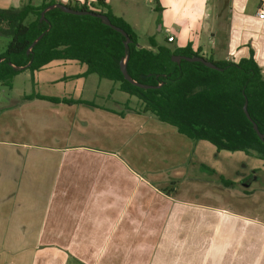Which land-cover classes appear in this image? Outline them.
Here are the masks:
<instances>
[{
    "label": "crops",
    "instance_id": "1",
    "mask_svg": "<svg viewBox=\"0 0 264 264\" xmlns=\"http://www.w3.org/2000/svg\"><path fill=\"white\" fill-rule=\"evenodd\" d=\"M59 2L106 10L97 0ZM105 2L141 47L154 37L214 60L253 53L264 73V0H159V10L154 0ZM86 71L78 60L55 59L22 71L0 95V264H264V193L248 205L257 156L226 150L245 162V171L228 173L202 157L205 146L210 156L217 149L210 142L193 161L189 137L134 110L136 96L103 104L119 83L108 87ZM32 93L93 104L23 98Z\"/></svg>",
    "mask_w": 264,
    "mask_h": 264
},
{
    "label": "trees",
    "instance_id": "2",
    "mask_svg": "<svg viewBox=\"0 0 264 264\" xmlns=\"http://www.w3.org/2000/svg\"><path fill=\"white\" fill-rule=\"evenodd\" d=\"M58 2L48 0L35 5L30 0L17 7H0V33L11 38L0 53L1 85L13 87L16 75L26 69L33 74L55 59H75L87 65L85 75L95 73L118 82L122 91L136 96L140 107L133 109L137 112L152 113L181 134L209 141L218 150L245 151L264 159V139L254 128L256 122L264 133V73L253 53L239 61L207 58L220 69L186 59L177 62L172 59L174 55L196 56L201 55L200 51H195L191 44L171 48L158 44L154 37H149L151 48L141 47L134 28L116 16L105 0L97 3L106 10L93 9L97 6L92 2L69 4L76 9L106 14L127 31L131 41L126 49V37L101 18L68 13L58 6L49 8ZM154 2L159 10V0ZM122 58L127 60L128 72L134 80L154 87L145 88L127 80L121 70ZM35 97L93 104L38 93L23 98ZM246 101L252 120L244 111Z\"/></svg>",
    "mask_w": 264,
    "mask_h": 264
},
{
    "label": "rangeland",
    "instance_id": "3",
    "mask_svg": "<svg viewBox=\"0 0 264 264\" xmlns=\"http://www.w3.org/2000/svg\"><path fill=\"white\" fill-rule=\"evenodd\" d=\"M153 29H157L155 27H153ZM11 40V38L7 35H4V34H1L0 33V51L3 52V50L6 49L9 41ZM140 41H143V37L140 39ZM105 82H107V86L108 87H111L112 85L116 84L117 82L113 81V80H110V79H107L105 78ZM117 85V84H116ZM0 87L2 88V91L0 92V95L3 96V95H7L9 92H11L10 88L6 87V86H2L0 85ZM18 91H21L22 90V85H18ZM122 97H130V95L124 91H120V90H117L113 97H111L110 99H99V101H101L103 104H106L110 107H116L119 106L116 102V100H121ZM135 98V101L133 102V105H136V103L138 102V98L137 97H134ZM134 100V99H133ZM125 104H123L124 106ZM159 120V119H157ZM160 124H163L164 126H172L168 123H162V121H158ZM173 128H175L173 126ZM176 130V128H175ZM178 132V131H176ZM183 136V138H185L186 140L188 139V137L184 136V135H181ZM189 140V150H190V157L193 158V161H195L196 157H198V155L200 154V146L201 144H206V145H212L209 141H206V140H193V139H188ZM195 142H199L198 145L196 146V143ZM213 146V145H212ZM196 147V148H195ZM151 149V148H150ZM151 150H154V149H151ZM150 150V151H151ZM157 150V149H156ZM195 150V154L192 156L193 154V151ZM151 153H154V152H151ZM181 156H183L182 152H180ZM228 154H234L232 155V157L235 159H231L230 156H227ZM239 153H234V152H228L226 150H217L215 149L214 152H212V155L210 156V153L208 152V148L207 146H205V151L203 152L202 154V157L205 158L208 162H213V161H218L217 165L218 167L220 166L222 169H224L226 172L228 173H236V172H243L245 171L244 168H245V162L241 161L240 159V156L238 155ZM250 154H254V153H250ZM253 156H257L256 154H254ZM257 158H260V157H253V161L255 162V160H259L258 161V165H260V170H259V175L258 177L256 178L257 180H253L252 181V189L254 190V201H250L248 203V205H254L255 206V202H256V195H259V194H263L264 193V166L261 165V161L260 159H257ZM229 162H233L234 164H232V167L227 165V163ZM264 162V161H263ZM253 164H256V163H253ZM197 165V163H196ZM252 165V164H251ZM233 169V170H232ZM250 169V168H249ZM249 171V170H247ZM253 172V170H250V173ZM249 173V172H247ZM237 188H241L240 186L237 187Z\"/></svg>",
    "mask_w": 264,
    "mask_h": 264
},
{
    "label": "water",
    "instance_id": "4",
    "mask_svg": "<svg viewBox=\"0 0 264 264\" xmlns=\"http://www.w3.org/2000/svg\"><path fill=\"white\" fill-rule=\"evenodd\" d=\"M60 7L62 8L64 11L68 12V13H72V14H79V15H92V16H97L99 18H101L107 25L111 26L112 28H114L115 30L121 32L125 37V47L126 49L129 48V43H130V37L127 33V31L125 29H123L122 27L120 26H117L116 24H114L111 19L104 13H101V12H96V11H93V10H86V9H76V8H73L71 6H69L68 4H65V3H61V2H58V3H55L53 5H51L49 8H53V7ZM45 12V11H44ZM44 12L42 13V17H44ZM35 43V42H34ZM172 59L174 61H177V62H180L181 59H186L188 61H197V62H202L204 63L206 66L208 67H211V68H214V69H220V67L218 65H216L213 61L207 59L206 57L202 56V55H196V56H187V55H183V54H177V55H174L172 57ZM121 70L125 76V78L139 86H142V87H145V88H148V87H154V86H151V85H147V84H143V83H140L136 80H134L129 72H128V69H127V60L125 58H122L121 62ZM244 111L246 113V115L248 116L249 119L252 120L251 118V115H250V112L248 110V101L245 102V105H244ZM254 128L255 130L257 131L258 135L264 139V133H262L258 127V124L256 122H254Z\"/></svg>",
    "mask_w": 264,
    "mask_h": 264
},
{
    "label": "built area",
    "instance_id": "5",
    "mask_svg": "<svg viewBox=\"0 0 264 264\" xmlns=\"http://www.w3.org/2000/svg\"><path fill=\"white\" fill-rule=\"evenodd\" d=\"M258 15L261 17H264V5H262L259 9H258ZM168 41L172 42L174 41V36L171 34L168 36Z\"/></svg>",
    "mask_w": 264,
    "mask_h": 264
}]
</instances>
